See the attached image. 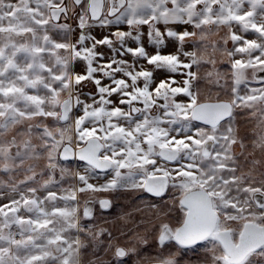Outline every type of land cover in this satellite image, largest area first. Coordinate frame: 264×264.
<instances>
[{
	"label": "snow or ice",
	"instance_id": "1",
	"mask_svg": "<svg viewBox=\"0 0 264 264\" xmlns=\"http://www.w3.org/2000/svg\"><path fill=\"white\" fill-rule=\"evenodd\" d=\"M122 192L144 235L96 224ZM200 249L264 264V0H0V264Z\"/></svg>",
	"mask_w": 264,
	"mask_h": 264
},
{
	"label": "rangeland",
	"instance_id": "2",
	"mask_svg": "<svg viewBox=\"0 0 264 264\" xmlns=\"http://www.w3.org/2000/svg\"><path fill=\"white\" fill-rule=\"evenodd\" d=\"M222 34V33H221ZM57 38H59L57 36ZM218 39V37H214ZM79 71L80 69H76ZM204 73L201 72V76ZM199 87L205 92H214L215 86L206 80H201L199 82ZM87 89H85V92ZM246 129H242V134ZM78 162H73V167L76 166ZM108 195V194H102ZM152 198L147 194L132 193V192H122L116 194L112 199V207L107 212L101 213L99 209L96 210V224L109 228L112 230L114 236H119V230L123 229L129 236L135 232H139L144 235V228L147 225L142 224V221L148 220L153 216V210L146 207V204L150 202ZM122 215H127V222L121 220L119 217ZM120 242L124 243V238L120 239ZM141 251L154 255L157 252L155 248V241L150 237L147 247L141 245L139 246ZM199 256H194L192 252L188 253L186 259L191 260L192 264H197L200 257L204 255L202 249L198 250ZM131 264V262H130Z\"/></svg>",
	"mask_w": 264,
	"mask_h": 264
},
{
	"label": "crops",
	"instance_id": "3",
	"mask_svg": "<svg viewBox=\"0 0 264 264\" xmlns=\"http://www.w3.org/2000/svg\"><path fill=\"white\" fill-rule=\"evenodd\" d=\"M168 52H172V51H175V47L174 45H170L169 48L166 50ZM87 92V91H86Z\"/></svg>",
	"mask_w": 264,
	"mask_h": 264
},
{
	"label": "flooded vegetation",
	"instance_id": "4",
	"mask_svg": "<svg viewBox=\"0 0 264 264\" xmlns=\"http://www.w3.org/2000/svg\"><path fill=\"white\" fill-rule=\"evenodd\" d=\"M173 215H175V214H173Z\"/></svg>",
	"mask_w": 264,
	"mask_h": 264
}]
</instances>
